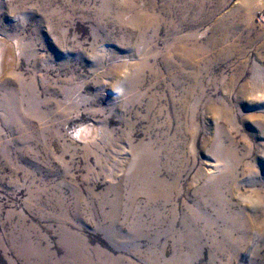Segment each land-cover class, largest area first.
<instances>
[{
    "label": "rangeland",
    "instance_id": "obj_1",
    "mask_svg": "<svg viewBox=\"0 0 264 264\" xmlns=\"http://www.w3.org/2000/svg\"><path fill=\"white\" fill-rule=\"evenodd\" d=\"M0 52V264H264V0H0Z\"/></svg>",
    "mask_w": 264,
    "mask_h": 264
},
{
    "label": "bare ground",
    "instance_id": "obj_2",
    "mask_svg": "<svg viewBox=\"0 0 264 264\" xmlns=\"http://www.w3.org/2000/svg\"><path fill=\"white\" fill-rule=\"evenodd\" d=\"M118 6H119V4H118ZM152 10H153V4H150L145 9H142L141 11H138L137 13H135V16H133L134 17L133 18V23H134L135 27L136 26L139 27V28L142 27V29L145 30V28L149 24H150V26H151V24H156L157 21H159V20L156 17H154L153 14H151ZM178 23H179V21H178ZM135 27H133V28H135ZM137 27H136V29H137ZM223 35L224 34H222V36ZM141 39H142L141 42H143V37H141ZM184 46H185V43L184 42H179V44L177 45L178 48H183ZM1 53L2 52H0V68H2V56L1 55H3ZM176 53H178V52L176 51ZM76 132H77V134H80L81 130L79 129ZM154 156L155 155H154V153L152 151H150V150L145 151L144 156H143L142 160L140 161V163L138 164V167H137V174H136L137 177H136V180L139 183V187L138 188H135V189H133L131 191V197H133L138 192H142V193H144L146 195V197H147V199L149 201H154L155 199H159V200H162L163 202H166V201H168L170 199L171 192L174 191L176 189V187H177V176H174L173 175V177H170L171 178L170 180L165 179L164 177H160L157 174V171H156L157 164L155 163ZM207 166H208V170L207 171L209 173L216 169V166H215V164L213 162H209L207 164ZM174 216H175V209L172 208L170 210V219H169L170 226L173 225ZM190 218H191V220L190 219H187V220H185V222L188 221L186 224L189 225V223H190V226H191V222L190 221H192V217H190ZM161 220H162V216H160V218H158V221H161ZM228 231H229V229H228ZM187 234H188V229H187L186 233H184L183 236H186Z\"/></svg>",
    "mask_w": 264,
    "mask_h": 264
}]
</instances>
